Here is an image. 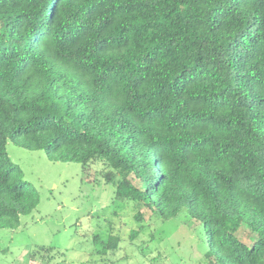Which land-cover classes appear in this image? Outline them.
I'll list each match as a JSON object with an SVG mask.
<instances>
[{
  "label": "trees",
  "instance_id": "1",
  "mask_svg": "<svg viewBox=\"0 0 264 264\" xmlns=\"http://www.w3.org/2000/svg\"><path fill=\"white\" fill-rule=\"evenodd\" d=\"M9 141L103 162L151 218L185 212L208 264H264V0H0V227L15 229L40 196Z\"/></svg>",
  "mask_w": 264,
  "mask_h": 264
},
{
  "label": "rangeland",
  "instance_id": "2",
  "mask_svg": "<svg viewBox=\"0 0 264 264\" xmlns=\"http://www.w3.org/2000/svg\"><path fill=\"white\" fill-rule=\"evenodd\" d=\"M6 148L40 203L18 228L0 227V264H208L195 221L187 222L185 212L169 220L151 218L150 210L116 198L115 186L103 180V162L59 161L44 149L10 141ZM110 229L122 237L115 252L94 242L98 234L107 238ZM236 232L249 245L257 238L245 227Z\"/></svg>",
  "mask_w": 264,
  "mask_h": 264
}]
</instances>
